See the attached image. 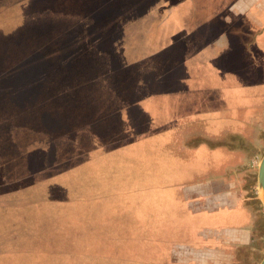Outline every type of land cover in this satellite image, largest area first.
Listing matches in <instances>:
<instances>
[{"label": "crops", "instance_id": "0c3cea01", "mask_svg": "<svg viewBox=\"0 0 264 264\" xmlns=\"http://www.w3.org/2000/svg\"><path fill=\"white\" fill-rule=\"evenodd\" d=\"M113 1L115 6L103 12L118 18H112L114 28L103 27L85 52L104 57L108 47L114 48L117 63L99 61L100 67L112 70L129 67L157 46L152 52L167 50L169 62L190 69L177 83H168L167 91L151 96L158 117L152 118V127L170 123L168 143L184 154L203 155L197 166L179 171L177 181L154 195L113 187L81 194L82 186L75 182L71 195L76 204L67 210L71 214L55 218L52 211L29 212L39 225L34 245L43 256L56 252L63 264H257L264 251V209L255 190L264 151V0ZM26 2L0 0V33L15 35L27 27ZM108 15L97 23L94 18L95 27ZM113 29L117 34L110 41ZM95 33L91 29V36ZM164 94L169 100L161 99ZM214 102L228 106L208 108ZM112 143L101 137L89 142L87 152ZM29 157H20L27 169L14 181L31 175L32 168L43 170L42 156ZM51 161L47 158L45 164ZM99 179L107 177L101 174ZM114 196L123 199L113 204L109 200ZM48 225L51 234L46 235ZM51 237L50 245L44 244L43 238Z\"/></svg>", "mask_w": 264, "mask_h": 264}, {"label": "rangeland", "instance_id": "374dc122", "mask_svg": "<svg viewBox=\"0 0 264 264\" xmlns=\"http://www.w3.org/2000/svg\"><path fill=\"white\" fill-rule=\"evenodd\" d=\"M113 2L27 0V27L15 35L0 33V264L64 263L56 252L43 256L38 244L31 248L39 240V231L35 232L39 225L30 213L35 216L42 210L50 215L52 211L50 217L55 218L71 214L67 210L76 204L71 195L75 182L82 186L81 194L113 187L144 189L154 195L173 179L177 181L179 171L197 166L203 155L198 151L184 154L168 143L170 123L152 127V118L158 117L151 96L167 91L168 83H177L180 74L190 69L177 68L175 60L169 62L167 50L152 52L157 46H150L149 54L129 67L112 70L100 67L99 61L117 63L114 48L108 47L104 57L85 52L103 27L114 28L110 24L118 18L110 17L108 10L103 12L115 6ZM104 15L108 16L96 28L94 18L97 23ZM91 29L96 35L91 36ZM56 30L64 32L56 34ZM112 33L110 41H115L117 29ZM186 84L190 85L180 86ZM161 99L169 100V96ZM225 106V102H214L208 108ZM137 129L143 131L138 134ZM128 135L127 140L116 141ZM101 137L115 143L92 156L97 150L87 152L89 142ZM25 156H42L43 170L32 168L31 175L14 181L27 169L20 158ZM47 158L52 159L49 164H45ZM101 174L106 181L99 179ZM43 177L49 178L40 180ZM119 198L123 199L114 196L109 201L115 204ZM50 227L46 235L51 234ZM51 239L43 238L44 244L49 246ZM7 244L13 252L4 251L9 250Z\"/></svg>", "mask_w": 264, "mask_h": 264}, {"label": "water", "instance_id": "95a60500", "mask_svg": "<svg viewBox=\"0 0 264 264\" xmlns=\"http://www.w3.org/2000/svg\"><path fill=\"white\" fill-rule=\"evenodd\" d=\"M255 190L257 197L264 209V151L261 154L256 167ZM257 264H264V251Z\"/></svg>", "mask_w": 264, "mask_h": 264}, {"label": "trees", "instance_id": "16d2710c", "mask_svg": "<svg viewBox=\"0 0 264 264\" xmlns=\"http://www.w3.org/2000/svg\"><path fill=\"white\" fill-rule=\"evenodd\" d=\"M7 246V248L9 249V250H7V249H5L4 251L7 253V251H12L13 252V247H8V244L6 245ZM34 246V245H33ZM39 246V245H38ZM36 247V245L34 246V247H31V248H35Z\"/></svg>", "mask_w": 264, "mask_h": 264}]
</instances>
